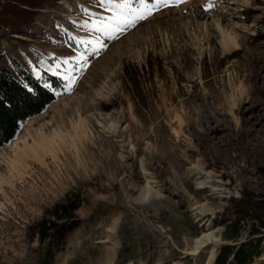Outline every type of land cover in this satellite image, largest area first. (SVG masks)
<instances>
[{
    "label": "rangeland",
    "instance_id": "obj_1",
    "mask_svg": "<svg viewBox=\"0 0 264 264\" xmlns=\"http://www.w3.org/2000/svg\"><path fill=\"white\" fill-rule=\"evenodd\" d=\"M42 1L0 55L66 89L0 149V264H39L67 197L51 264H264L235 206L264 204V0H168L123 34L102 0Z\"/></svg>",
    "mask_w": 264,
    "mask_h": 264
},
{
    "label": "trees",
    "instance_id": "obj_2",
    "mask_svg": "<svg viewBox=\"0 0 264 264\" xmlns=\"http://www.w3.org/2000/svg\"><path fill=\"white\" fill-rule=\"evenodd\" d=\"M62 2L63 0H46ZM0 9V29L9 30L29 24L35 15L34 10L43 2L42 0H3ZM12 61V68L0 63V149L12 142L19 134L21 128L33 117L41 115L48 107L56 102L65 91V80L59 75L46 73L45 79H39L25 68L21 62L8 54ZM236 211L241 219L253 216L262 219L264 204L257 201H236ZM81 208L77 198L67 197L53 208L37 225L40 242L46 245L44 259L39 264H51L53 249L51 242L54 239L63 240L67 233L74 231L81 225L76 212ZM61 220L70 222L69 227L59 226Z\"/></svg>",
    "mask_w": 264,
    "mask_h": 264
},
{
    "label": "snow or ice",
    "instance_id": "obj_3",
    "mask_svg": "<svg viewBox=\"0 0 264 264\" xmlns=\"http://www.w3.org/2000/svg\"><path fill=\"white\" fill-rule=\"evenodd\" d=\"M181 2L184 0H177V3ZM102 3L115 10L114 18L117 21L118 34H123L128 28L134 27L137 22L150 18L162 6H169L168 0H102ZM96 31L101 32L106 29L96 27Z\"/></svg>",
    "mask_w": 264,
    "mask_h": 264
},
{
    "label": "built area",
    "instance_id": "obj_4",
    "mask_svg": "<svg viewBox=\"0 0 264 264\" xmlns=\"http://www.w3.org/2000/svg\"><path fill=\"white\" fill-rule=\"evenodd\" d=\"M240 225L244 230L241 243H248L254 235L264 237V221L256 217H247L240 221Z\"/></svg>",
    "mask_w": 264,
    "mask_h": 264
},
{
    "label": "bare ground",
    "instance_id": "obj_5",
    "mask_svg": "<svg viewBox=\"0 0 264 264\" xmlns=\"http://www.w3.org/2000/svg\"><path fill=\"white\" fill-rule=\"evenodd\" d=\"M234 41H235V40H234ZM43 141H44V140H43ZM41 143H42V142H41ZM45 143H46V142H45ZM36 146H37V149H38L41 153H43V152L46 151V148H47V147L45 146L44 143L41 144V145H39V144L36 143ZM37 149L34 148V147H32V146H28V149H27V150L22 151V152L20 153V154H23V155H21V158L25 159L24 157H26V154H29V153H39ZM18 159H19V158H18ZM16 162H17V161H16ZM22 162H24V161H22ZM207 241H214V240H213V237H211V235H209V234L204 235L201 239L198 240L197 243L199 244V247H197L196 250L193 251V252H195V254H197L200 248L205 247V243H207ZM213 256H214V253L212 252L210 258H211V259H214Z\"/></svg>",
    "mask_w": 264,
    "mask_h": 264
}]
</instances>
